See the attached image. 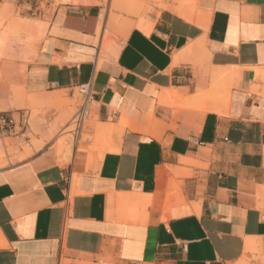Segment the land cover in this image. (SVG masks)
I'll use <instances>...</instances> for the list:
<instances>
[{
    "label": "crops",
    "instance_id": "crops-1",
    "mask_svg": "<svg viewBox=\"0 0 264 264\" xmlns=\"http://www.w3.org/2000/svg\"><path fill=\"white\" fill-rule=\"evenodd\" d=\"M196 2L191 21L154 6L103 52L98 0H0V23L19 15L0 47L14 26L40 38L0 102V264H264V0ZM80 86L94 108L66 162L71 111L1 112Z\"/></svg>",
    "mask_w": 264,
    "mask_h": 264
},
{
    "label": "rangeland",
    "instance_id": "rangeland-1",
    "mask_svg": "<svg viewBox=\"0 0 264 264\" xmlns=\"http://www.w3.org/2000/svg\"><path fill=\"white\" fill-rule=\"evenodd\" d=\"M161 1L162 0H111L109 8V0H98L99 5L101 6L100 18L103 17L100 30L101 28L106 26V34H104L105 39H109L110 41H114L115 43L119 39H124L123 32L127 29V26L139 19L148 20V16L154 13V6L158 5L159 8L162 7L163 9L170 10L172 12H174L173 10H175L179 6L177 2L178 0H173L172 2L174 4L168 6H162ZM105 17L106 24L103 23ZM17 18H19L17 12H15V10L14 12L13 10H11L10 15L7 18H4L2 20V23H0V37L5 31L10 30L12 22ZM13 32L16 35H20L16 43L9 42L8 44H6V46L0 47V49L4 50L8 48L6 50L8 52L7 55H0V62L3 67L2 72H0V84L4 86V92L0 93V102L8 100L10 98L11 93H9V89H13L19 93L21 92L22 88L12 83V77L16 76L17 74L20 75L22 73L24 65L29 60L30 53L34 50L40 39L24 34L25 31L20 27L14 26ZM99 36L96 37L97 41H99L100 39ZM97 43H95V45ZM16 63L18 64V66L16 65ZM63 92L66 99V103H64L63 106L53 104L39 107L35 111L18 108L1 112H9L15 114L23 113L25 120H27L28 124L30 125H32V121L36 118V121H39V119H41L42 123L47 125L49 123V125L51 126L52 124H54L57 118L58 120L60 119L61 114L62 112H64V110L68 109L67 111H71L72 115L69 120L64 123H58V128L54 136V139H56V141L58 139L65 138L68 144L66 147L68 149V152H66L63 156V160L64 162H66L68 159L69 150L73 145V140L74 138L76 139L78 137L79 129H77L76 127L77 123H74V116L77 113L78 107L81 105V100L84 101V98L83 95L79 92V89ZM86 105V110L94 108V104L92 103H87ZM16 116L17 115H15V117ZM48 119H50V122H48ZM78 125H80V123ZM85 125H87V121L84 123V126ZM88 142L90 144V148H95L96 137L91 135V138L83 142V144Z\"/></svg>",
    "mask_w": 264,
    "mask_h": 264
},
{
    "label": "bare ground",
    "instance_id": "bare-ground-1",
    "mask_svg": "<svg viewBox=\"0 0 264 264\" xmlns=\"http://www.w3.org/2000/svg\"><path fill=\"white\" fill-rule=\"evenodd\" d=\"M66 1H71L74 4L80 3V0H66ZM177 2L179 4V8L177 9L178 14L181 17H183L184 19L191 21L192 20L191 12L195 11V9L197 7L196 0H178ZM102 20H103V17L100 18V20H99L100 22H98V26L96 29V36L98 37L99 34H102L103 37H101V40H100V42H101L100 48L102 51H108V49L110 48V46L112 45L113 42H111L109 39H105L104 34H106L105 33L106 29L101 28V30H100ZM30 26H31L30 23H25V25H23V28L25 27V30L27 29V30H32V31L37 29V28L35 29V26L33 28H31ZM34 33H35V31H34ZM79 92H80V89H79ZM81 101H82L81 105L78 107L77 113L74 116V123H77L79 121V119H81L80 125H78V124L76 125L77 129H79V130H80L81 126L84 124V122L87 120V117H88V109L86 110L87 105H86V103H84L83 100H81ZM74 140H76V139L74 138ZM74 140H73V142H74ZM67 145L68 144H67L65 138L59 139V141L56 144L57 152H58V155H59L61 161H64L63 156L66 152H68V149L66 148Z\"/></svg>",
    "mask_w": 264,
    "mask_h": 264
},
{
    "label": "built area",
    "instance_id": "built-area-1",
    "mask_svg": "<svg viewBox=\"0 0 264 264\" xmlns=\"http://www.w3.org/2000/svg\"><path fill=\"white\" fill-rule=\"evenodd\" d=\"M80 93L83 95L84 98V103H90L91 101V96H90V92H89V88L88 86H80ZM81 122V119H79V121L77 122V124H79Z\"/></svg>",
    "mask_w": 264,
    "mask_h": 264
}]
</instances>
